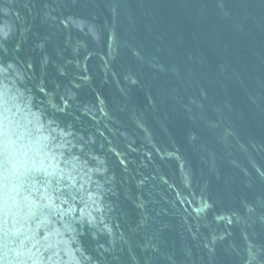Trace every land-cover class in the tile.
I'll return each instance as SVG.
<instances>
[{"label":"water","instance_id":"95a60500","mask_svg":"<svg viewBox=\"0 0 264 264\" xmlns=\"http://www.w3.org/2000/svg\"><path fill=\"white\" fill-rule=\"evenodd\" d=\"M0 264H264V0H0Z\"/></svg>","mask_w":264,"mask_h":264}]
</instances>
